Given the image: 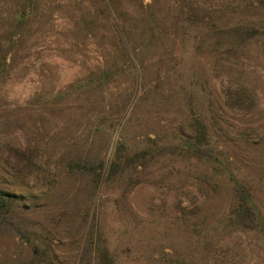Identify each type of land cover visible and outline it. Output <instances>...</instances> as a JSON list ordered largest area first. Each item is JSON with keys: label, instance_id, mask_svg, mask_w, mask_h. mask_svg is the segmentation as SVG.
Instances as JSON below:
<instances>
[{"label": "rangeland", "instance_id": "rangeland-1", "mask_svg": "<svg viewBox=\"0 0 264 264\" xmlns=\"http://www.w3.org/2000/svg\"><path fill=\"white\" fill-rule=\"evenodd\" d=\"M0 264H264V0H0Z\"/></svg>", "mask_w": 264, "mask_h": 264}, {"label": "trees", "instance_id": "trees-1", "mask_svg": "<svg viewBox=\"0 0 264 264\" xmlns=\"http://www.w3.org/2000/svg\"><path fill=\"white\" fill-rule=\"evenodd\" d=\"M237 187H238L237 192L239 193L240 196V205L255 208V206L250 201L247 193L241 187L240 188L239 186Z\"/></svg>", "mask_w": 264, "mask_h": 264}]
</instances>
